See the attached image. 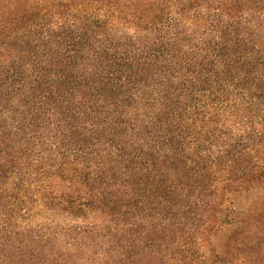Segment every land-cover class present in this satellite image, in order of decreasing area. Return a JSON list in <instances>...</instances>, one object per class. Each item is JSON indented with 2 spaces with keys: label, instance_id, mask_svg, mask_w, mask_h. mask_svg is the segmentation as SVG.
<instances>
[{
  "label": "trees",
  "instance_id": "16d2710c",
  "mask_svg": "<svg viewBox=\"0 0 264 264\" xmlns=\"http://www.w3.org/2000/svg\"><path fill=\"white\" fill-rule=\"evenodd\" d=\"M0 264H264V0H0Z\"/></svg>",
  "mask_w": 264,
  "mask_h": 264
}]
</instances>
